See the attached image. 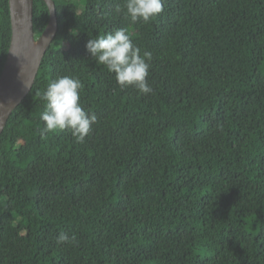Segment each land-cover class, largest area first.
<instances>
[{"label": "trees", "instance_id": "trees-1", "mask_svg": "<svg viewBox=\"0 0 264 264\" xmlns=\"http://www.w3.org/2000/svg\"><path fill=\"white\" fill-rule=\"evenodd\" d=\"M53 2L55 37L0 134V264H264V0H165L136 24L125 0ZM48 16L34 0L36 36ZM120 28L152 53L150 94L86 50ZM10 35L0 0V74ZM60 76L97 116L83 143L41 134Z\"/></svg>", "mask_w": 264, "mask_h": 264}, {"label": "clouds", "instance_id": "clouds-1", "mask_svg": "<svg viewBox=\"0 0 264 264\" xmlns=\"http://www.w3.org/2000/svg\"><path fill=\"white\" fill-rule=\"evenodd\" d=\"M165 0H125L124 12L132 24L154 20L162 11ZM116 11H121L117 7ZM86 50L98 65L106 67L114 74L117 85L123 89L133 87L140 95L153 92L147 81L152 53L141 52L134 44L126 29H116L113 33L91 38L87 41ZM83 84L80 79L71 76H60L50 80L42 93L46 101V110L41 113L43 122L41 134L69 131L76 143H83L97 122L95 113L86 112L81 106L80 91ZM61 233L57 243L74 241Z\"/></svg>", "mask_w": 264, "mask_h": 264}, {"label": "water", "instance_id": "water-1", "mask_svg": "<svg viewBox=\"0 0 264 264\" xmlns=\"http://www.w3.org/2000/svg\"><path fill=\"white\" fill-rule=\"evenodd\" d=\"M43 1L49 16L45 28L36 36L34 0H8L11 35L0 74V134L12 111L33 86L41 60L58 28L53 0Z\"/></svg>", "mask_w": 264, "mask_h": 264}, {"label": "rangeland", "instance_id": "rangeland-1", "mask_svg": "<svg viewBox=\"0 0 264 264\" xmlns=\"http://www.w3.org/2000/svg\"><path fill=\"white\" fill-rule=\"evenodd\" d=\"M261 71L264 73V65L262 66Z\"/></svg>", "mask_w": 264, "mask_h": 264}]
</instances>
